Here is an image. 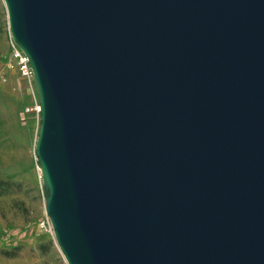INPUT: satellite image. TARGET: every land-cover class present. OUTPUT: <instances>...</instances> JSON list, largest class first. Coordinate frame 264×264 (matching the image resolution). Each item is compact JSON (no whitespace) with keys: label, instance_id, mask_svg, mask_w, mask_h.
<instances>
[{"label":"water","instance_id":"1","mask_svg":"<svg viewBox=\"0 0 264 264\" xmlns=\"http://www.w3.org/2000/svg\"><path fill=\"white\" fill-rule=\"evenodd\" d=\"M3 1L65 263L264 264V0Z\"/></svg>","mask_w":264,"mask_h":264},{"label":"rangeland","instance_id":"2","mask_svg":"<svg viewBox=\"0 0 264 264\" xmlns=\"http://www.w3.org/2000/svg\"><path fill=\"white\" fill-rule=\"evenodd\" d=\"M8 16L0 0V180L17 182L10 195L0 197V264H66L54 234L41 230L46 221V191L36 156L40 133L37 119L25 113L26 82L7 69L10 58ZM51 242L43 254L39 245ZM14 247H20L16 257Z\"/></svg>","mask_w":264,"mask_h":264},{"label":"built area","instance_id":"3","mask_svg":"<svg viewBox=\"0 0 264 264\" xmlns=\"http://www.w3.org/2000/svg\"><path fill=\"white\" fill-rule=\"evenodd\" d=\"M9 48L10 58L6 65L7 69L16 72L26 82L29 91V103L25 107V113L34 116L40 124L41 108L30 61L11 36L9 37ZM40 227L44 232L53 234L52 225L48 217L46 221L41 223Z\"/></svg>","mask_w":264,"mask_h":264},{"label":"trees","instance_id":"4","mask_svg":"<svg viewBox=\"0 0 264 264\" xmlns=\"http://www.w3.org/2000/svg\"><path fill=\"white\" fill-rule=\"evenodd\" d=\"M39 165V162H38ZM19 186L17 182H14L12 180H7V179H1L0 180V197H4L7 195H10L13 193L16 188ZM47 196V193H46ZM53 247V244L49 242L47 245L46 244H41L39 245V248L41 249L43 254H46L49 252V250ZM14 250L12 253L5 252L10 257H16L18 255V252L20 251V247H14Z\"/></svg>","mask_w":264,"mask_h":264}]
</instances>
